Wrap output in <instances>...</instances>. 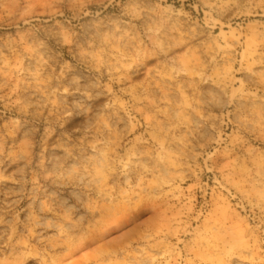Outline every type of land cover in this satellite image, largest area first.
<instances>
[{
    "label": "rangeland",
    "instance_id": "374dc122",
    "mask_svg": "<svg viewBox=\"0 0 264 264\" xmlns=\"http://www.w3.org/2000/svg\"><path fill=\"white\" fill-rule=\"evenodd\" d=\"M0 264H264V0H0Z\"/></svg>",
    "mask_w": 264,
    "mask_h": 264
}]
</instances>
